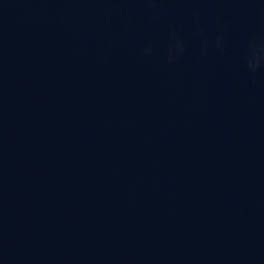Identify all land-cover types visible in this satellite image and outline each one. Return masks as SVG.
Segmentation results:
<instances>
[{
    "label": "water",
    "instance_id": "obj_1",
    "mask_svg": "<svg viewBox=\"0 0 264 264\" xmlns=\"http://www.w3.org/2000/svg\"><path fill=\"white\" fill-rule=\"evenodd\" d=\"M0 264H264V0H0Z\"/></svg>",
    "mask_w": 264,
    "mask_h": 264
}]
</instances>
